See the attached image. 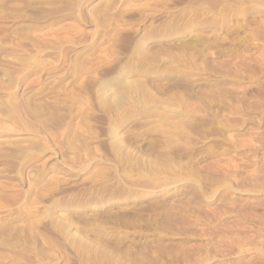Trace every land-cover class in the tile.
Listing matches in <instances>:
<instances>
[{"label": "rangeland", "instance_id": "374dc122", "mask_svg": "<svg viewBox=\"0 0 264 264\" xmlns=\"http://www.w3.org/2000/svg\"><path fill=\"white\" fill-rule=\"evenodd\" d=\"M0 264H264V0H0Z\"/></svg>", "mask_w": 264, "mask_h": 264}]
</instances>
